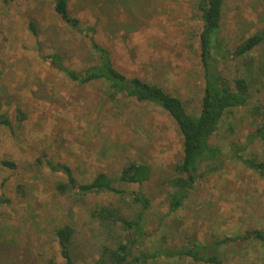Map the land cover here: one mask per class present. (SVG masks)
Segmentation results:
<instances>
[{"label":"rangeland","instance_id":"374dc122","mask_svg":"<svg viewBox=\"0 0 264 264\" xmlns=\"http://www.w3.org/2000/svg\"><path fill=\"white\" fill-rule=\"evenodd\" d=\"M69 10L82 27H96L97 42L110 50L120 72L162 86L198 112L205 84L195 0H70ZM263 29L264 0H226L220 37L230 51ZM55 51L72 69L91 64L88 38L61 20L55 0H0V118L11 123L0 124V264H49L53 257L63 264L53 233L64 225L76 231L77 264H91L99 230L88 209L109 202L128 208L113 196L77 202L61 195L56 185L66 177L52 172L49 162L68 165L85 183L101 172L117 175L128 163L148 165V183L124 186L151 202L141 249H181L192 240L211 244L215 238L264 232V177L231 156L249 144L240 155L264 160L263 145L249 142L256 130L249 109L227 117L211 139L223 150L224 168L200 179L183 208L169 214V188L162 181L182 157L177 124L156 104L111 100L101 83L69 81L43 60ZM246 59L256 73L243 60L222 63L221 69L230 80L246 77L251 104L263 102L264 44ZM220 253L223 264H264L261 242L230 243ZM147 264L202 263L161 256Z\"/></svg>","mask_w":264,"mask_h":264},{"label":"trees","instance_id":"16d2710c","mask_svg":"<svg viewBox=\"0 0 264 264\" xmlns=\"http://www.w3.org/2000/svg\"><path fill=\"white\" fill-rule=\"evenodd\" d=\"M225 2L226 0H195L201 22V29L195 34V40L205 85L199 110L194 112V109L189 111L182 99L170 94L162 86L139 77L128 78L120 72L114 65L110 50L97 42L96 27H82L81 21L70 13V0H55V12L61 20L73 31L88 38L92 60L81 71L68 67L58 51L44 56L43 60L71 82L83 86L103 84L105 95L111 100L122 97L139 103L156 104L177 124L182 137V157L173 168V174L162 181L169 188L166 191L169 214L183 208L200 179L217 174L224 168L225 161L221 160L223 150L211 144V139L227 117L234 115L239 109H249L248 114L256 125L249 142H260L264 147V101L251 104L250 81L246 77L230 80L221 69L222 63L243 60L244 68L256 73L255 66L246 58L264 44V29L230 51L220 37ZM29 28L34 36L38 35L34 23H30ZM9 122L5 117L0 118V124L10 126ZM248 145L232 151L231 156L247 169L264 177V160L247 159L240 155L248 150ZM2 164L15 168L9 161H3ZM48 166L52 172L66 177L65 181L56 185V190L61 195L70 196L77 202H83L92 195L113 196L128 207L125 210L116 203L109 202L88 209L90 220L95 222L99 230L95 246L97 257L91 264H147L161 256L166 259L188 258L202 264H223L220 253L222 246L247 240L264 243V232L251 230L235 237L215 238L211 244L192 240L181 249L149 251L138 248L139 242L146 236L145 216L151 208V202L142 191L129 192L124 186H143L148 183L152 176L148 165L128 163L117 175L101 172L86 183L80 182L66 164L49 162ZM75 234V229L70 225L54 230L53 235L63 264H77ZM49 264H57L54 257L49 259Z\"/></svg>","mask_w":264,"mask_h":264}]
</instances>
